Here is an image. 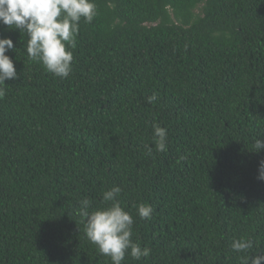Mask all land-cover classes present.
I'll return each mask as SVG.
<instances>
[{
	"label": "trees",
	"instance_id": "1",
	"mask_svg": "<svg viewBox=\"0 0 264 264\" xmlns=\"http://www.w3.org/2000/svg\"><path fill=\"white\" fill-rule=\"evenodd\" d=\"M94 3L66 79L0 24L18 77L0 98V264H111L75 213L85 198L89 211L110 206L113 186L133 241L150 249L123 264H241L264 252V150L253 147L264 139V0ZM154 124L167 129L164 152ZM242 237L254 247L231 251Z\"/></svg>",
	"mask_w": 264,
	"mask_h": 264
},
{
	"label": "clouds",
	"instance_id": "2",
	"mask_svg": "<svg viewBox=\"0 0 264 264\" xmlns=\"http://www.w3.org/2000/svg\"><path fill=\"white\" fill-rule=\"evenodd\" d=\"M97 15L94 0H0V24L19 30L27 37L26 55L53 76L66 79L72 72L73 51L79 34L80 22L91 24ZM14 49L13 41L0 38V98L6 95L5 82L17 79L12 59L6 55ZM155 95L148 98L151 103ZM153 139L157 152L167 148V129L153 125ZM255 152L264 150V139H256ZM152 149H148L151 155ZM257 179L264 181V161H260ZM122 189L113 186L102 193V201L110 206L89 211L92 202L85 198L78 201L76 215L84 223L87 240L96 246L100 255L109 258L111 264H123L126 254L140 261L150 256L148 247L134 242L131 214L125 211L119 200ZM141 220L151 219L153 209L141 203L136 206ZM254 247L252 239H233L231 251L248 253ZM255 254V255H253ZM240 257L241 264H264V252Z\"/></svg>",
	"mask_w": 264,
	"mask_h": 264
}]
</instances>
